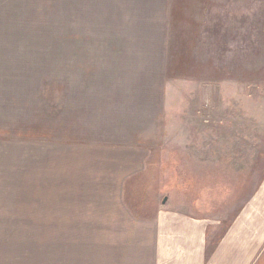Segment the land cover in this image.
<instances>
[{"label": "rangeland", "instance_id": "374dc122", "mask_svg": "<svg viewBox=\"0 0 264 264\" xmlns=\"http://www.w3.org/2000/svg\"><path fill=\"white\" fill-rule=\"evenodd\" d=\"M24 4L14 26L42 32H13L6 117L39 140L35 168L12 170L23 185L0 184V264H118L163 249L166 223L222 232L243 212L261 184L264 0ZM87 171L105 177L78 191Z\"/></svg>", "mask_w": 264, "mask_h": 264}, {"label": "crops", "instance_id": "0c3cea01", "mask_svg": "<svg viewBox=\"0 0 264 264\" xmlns=\"http://www.w3.org/2000/svg\"><path fill=\"white\" fill-rule=\"evenodd\" d=\"M15 1L16 5L23 4L24 8L27 7L24 4L27 0ZM18 10L20 9H14V0H0V139L12 136V123L20 130L16 136L21 138L14 139L15 144L12 139L0 142V184L9 187L13 186V181H16V186L23 185L22 174L16 177L13 173L14 177H12V170L14 172L18 169L33 170L35 168L30 164L34 162H31V159L29 161V156L25 153L27 146L24 144L32 143L31 145H34L33 143L39 140L37 134L24 130L27 128L25 125H27L28 118L23 114L15 115L14 118L12 115L6 117L7 107L11 101L9 94L12 95L13 91L12 61L14 53L12 50L15 45L13 32L31 33L36 36V40L39 33L42 32L37 27L14 26V22L30 20L27 19L29 14L20 13ZM31 21L39 25V16L33 14ZM20 28L26 29L19 30ZM20 40V38L17 39L16 45L20 44ZM21 45H27V39ZM36 47L29 45L24 48L36 49ZM39 55L37 54V56ZM5 75H9L11 79L6 78ZM41 96L43 93L40 92L36 97L39 99ZM36 97L33 99V109L37 108ZM16 102L18 100L14 103ZM19 102L22 100L19 99ZM37 106L39 108V103ZM10 122L12 123L9 124ZM42 139L44 138L42 137ZM86 150L91 149L86 146ZM13 151L17 153L18 157L16 165L9 161L8 156L10 157V155H7ZM262 151L264 152V149ZM90 154L92 155V152ZM260 160L262 161L259 175L261 184L252 199L244 204L243 212L239 216L233 217L228 223H223L222 232H220L219 226L208 231L204 225L197 221H182L184 224L166 223L167 233H163L161 241L169 243L167 246L164 243L163 249L159 247L154 255H152L153 250L151 252L144 250L142 257L138 256L140 251H128L127 259L125 261L120 259L118 264H264V153ZM103 176V171L97 172L95 175H92V171H87L83 177L86 179L85 184L83 187H79L78 191L80 188L89 187L92 184V177L102 178ZM120 177H126V175ZM97 182L95 179V183ZM92 187L94 186L90 185L89 188ZM173 225L177 226L179 231L176 232Z\"/></svg>", "mask_w": 264, "mask_h": 264}]
</instances>
